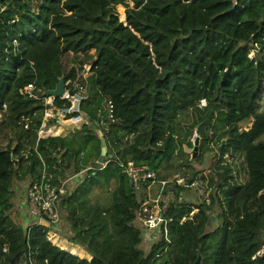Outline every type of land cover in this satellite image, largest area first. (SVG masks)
<instances>
[{
	"label": "trees",
	"instance_id": "16d2710c",
	"mask_svg": "<svg viewBox=\"0 0 264 264\" xmlns=\"http://www.w3.org/2000/svg\"><path fill=\"white\" fill-rule=\"evenodd\" d=\"M27 2L26 12L15 0L0 8V264H264V46H255L264 0ZM60 79L85 87L80 109L101 140L88 126L38 138L45 111L69 106L43 101ZM101 141L107 159L92 170ZM76 142L92 143L88 160ZM128 162L209 191L202 203L179 202L186 187L177 186L162 211L168 241L147 253L128 226L142 207L122 171ZM67 171L79 180L56 202L69 226L60 236L90 259L52 244L45 228L26 236L14 210L18 178L44 175L58 188Z\"/></svg>",
	"mask_w": 264,
	"mask_h": 264
},
{
	"label": "built area",
	"instance_id": "2783aa9c",
	"mask_svg": "<svg viewBox=\"0 0 264 264\" xmlns=\"http://www.w3.org/2000/svg\"><path fill=\"white\" fill-rule=\"evenodd\" d=\"M255 46H264V39L263 45L256 44ZM87 71L88 70L85 69L83 73H81V76L86 77ZM22 93L31 98H37V96L33 95L32 85H22ZM43 96V101L46 104H51L54 99H56L48 97L44 93ZM58 99L66 100L69 106L58 111H55L53 108L45 111L43 120L36 129L39 139L45 137L56 138L60 133L63 135L81 126L92 128L97 138L100 140L102 139V132L96 130L98 125L89 123L88 117L80 109L81 103L85 99V87L77 83L64 81V93L62 97ZM198 138V134L194 131L193 140L195 141ZM122 171L135 186L142 202L140 212L128 226L141 232L143 243H145L148 248L160 238L168 241V226L171 220L164 216L159 203L156 201L149 202V185L155 184L157 179L154 172L147 166H135L131 162L123 166ZM75 177L72 171H67L64 180L61 178L57 179L59 183L58 188L51 182V178H46L44 175L41 179L21 176L16 180V187L20 198L15 202L14 210L18 215V222L22 224L26 236L29 234L32 227H42L47 229V238L50 240L51 237L52 240L50 241L57 246L53 242V239L56 236L60 237L62 227L61 219L56 208V202L65 194ZM175 180V182L174 180L161 181L160 186L164 188L168 184L174 183L177 186L190 188L194 184L186 185L185 179L183 178H176ZM142 186H148L147 190H145V188L141 189ZM230 233L232 232L230 231Z\"/></svg>",
	"mask_w": 264,
	"mask_h": 264
},
{
	"label": "rangeland",
	"instance_id": "374dc122",
	"mask_svg": "<svg viewBox=\"0 0 264 264\" xmlns=\"http://www.w3.org/2000/svg\"><path fill=\"white\" fill-rule=\"evenodd\" d=\"M11 1H13V0H0V8H4ZM15 1H17L20 4V6L22 7L23 11H25V12L28 11V2H27V0H15ZM118 12H119V20L121 21L120 18H121V16H124V11H123V9H119ZM262 100H264V91H263V94H262ZM262 105H263V103L261 101L260 110L262 109ZM60 136H62L61 133L58 136H56V137H60ZM74 145L76 146L77 151H78V159H79V161L88 160L90 158V151H91V149L93 147L91 142L87 143V144L85 142H76ZM191 152L192 151H188V154H190ZM182 159H185V157H182L181 160ZM93 161L94 160L90 159V163L93 162ZM200 171H201V168L198 170V172H200ZM83 174H84V171H82L80 173V175H83ZM154 174H155V176L157 178V174L155 172H154ZM176 178L180 179V178H183V177L181 175H179L177 172L176 173L174 172V173L171 174V176L167 180L168 181L169 180H174V182H175ZM75 179L77 180V181H75L76 184H77L79 178L77 177ZM72 182L74 184V180ZM200 184L201 183L198 180L194 181V184L192 185V187L186 188L183 192H181V195L178 192V199L181 202L185 201L187 203H193V204H199V203H202L203 201H207L208 198H207L206 194H208L209 191L207 190V188L202 187ZM152 186L155 187V188L157 187V189L151 188ZM147 188H148V186L145 188V190H147ZM150 188H151V190H150ZM177 189H178L177 185L174 184V183L173 184H168L166 187L162 188L160 186V181L158 179H156L155 184H150L149 185V189H148V193L150 194L149 202L156 201L157 203H159V206L163 204L164 205L163 209L161 208V206H160V209H161V211H165V209L168 207V205L175 201V197H176V194H177V192H176ZM139 197H140V195H139ZM218 214H219L218 207H215L214 210L211 213H209V224H208L207 231H213L216 228V226L218 224V219H217ZM61 225H62V228H63L62 232H64V236L66 235L65 238L68 239L67 234L69 232V226L67 224H63V223ZM50 240H52L51 237H50ZM65 244L68 247H65V248L60 247L63 251H66L68 253H72L73 255H76V256L81 257V258H88V259L91 258V256L84 249H80L78 247V245L72 244L70 241H68V243L65 242ZM141 250L143 252H145V253H147L149 251L147 245H142Z\"/></svg>",
	"mask_w": 264,
	"mask_h": 264
},
{
	"label": "water",
	"instance_id": "95a60500",
	"mask_svg": "<svg viewBox=\"0 0 264 264\" xmlns=\"http://www.w3.org/2000/svg\"><path fill=\"white\" fill-rule=\"evenodd\" d=\"M63 93H64V80L63 79H60L59 83L55 86V88L53 90H46V91H44V94L46 96L53 97V98H60V97H62ZM197 145H198V139L195 140V142H194V146H195L194 147V150H193L194 156H195V152H196ZM219 149H220V147H219ZM106 159L107 158H106V147H105V143H104V141H101L100 157L98 158L97 161H93V162L90 163V169H92V170H101L102 167H103V165L106 162ZM12 161H14V164L17 165V161H15V160H12ZM195 264H201V263H199L197 261Z\"/></svg>",
	"mask_w": 264,
	"mask_h": 264
},
{
	"label": "crops",
	"instance_id": "0c3cea01",
	"mask_svg": "<svg viewBox=\"0 0 264 264\" xmlns=\"http://www.w3.org/2000/svg\"><path fill=\"white\" fill-rule=\"evenodd\" d=\"M107 158V157H106ZM104 166V165H103ZM166 181V180H165ZM168 181V180H167ZM161 182V181H160ZM154 186V185H153ZM151 187V188H155V187ZM151 188H150V190H151ZM155 189H157V187L155 188ZM180 195H181V193H180ZM179 202H181L180 200H179ZM53 242L57 245V246H59V247H62V248H65V247H68L66 244H65V242L66 243H68V241H66L62 236H56L54 239H53ZM144 242V241H143ZM142 242V243H143ZM143 245H146L145 243H143ZM141 247H142V245H140ZM140 247V248H141ZM80 248V247H79ZM81 249V248H80ZM149 249V248H148ZM88 259V258H87Z\"/></svg>",
	"mask_w": 264,
	"mask_h": 264
},
{
	"label": "bare ground",
	"instance_id": "6f19581e",
	"mask_svg": "<svg viewBox=\"0 0 264 264\" xmlns=\"http://www.w3.org/2000/svg\"><path fill=\"white\" fill-rule=\"evenodd\" d=\"M120 19H121V21H124V16H121V18H120Z\"/></svg>",
	"mask_w": 264,
	"mask_h": 264
}]
</instances>
